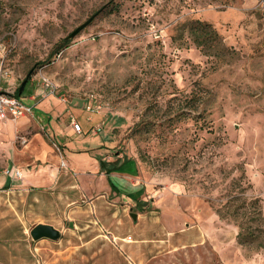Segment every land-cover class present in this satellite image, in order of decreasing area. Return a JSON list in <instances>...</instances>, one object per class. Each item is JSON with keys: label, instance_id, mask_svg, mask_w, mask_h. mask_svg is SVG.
Returning <instances> with one entry per match:
<instances>
[{"label": "rangeland", "instance_id": "obj_1", "mask_svg": "<svg viewBox=\"0 0 264 264\" xmlns=\"http://www.w3.org/2000/svg\"><path fill=\"white\" fill-rule=\"evenodd\" d=\"M0 43L3 89L50 117L0 119L6 264H264V0H0Z\"/></svg>", "mask_w": 264, "mask_h": 264}, {"label": "trees", "instance_id": "obj_2", "mask_svg": "<svg viewBox=\"0 0 264 264\" xmlns=\"http://www.w3.org/2000/svg\"><path fill=\"white\" fill-rule=\"evenodd\" d=\"M185 29L188 30L196 46L198 48H201L202 51L207 56L213 55L215 52H217L218 47L221 45V39L217 31L210 24L201 22V21H195V22L188 24V26H186ZM68 46H69L68 39H63L55 46V49L52 55L59 54L62 50H64L65 48H68ZM31 77H32V73H30L27 78V84L29 80L31 79ZM19 91L20 89L16 91L15 96L22 97L24 92L20 94ZM101 168L103 169L102 172H105L107 176H109L111 172L116 170L115 166L109 165L105 161H101ZM257 202H258L257 200L254 201V203H257ZM255 214L258 215V220H260L262 224L264 225V216H263L262 211L259 209L257 210ZM259 229L261 232L264 231L262 228H259ZM253 233L254 232H252V234ZM248 236L250 235L249 234H246V235L239 234L238 238L240 239L246 238V240H242V241L240 240V243H246L245 241H247Z\"/></svg>", "mask_w": 264, "mask_h": 264}, {"label": "built area", "instance_id": "obj_3", "mask_svg": "<svg viewBox=\"0 0 264 264\" xmlns=\"http://www.w3.org/2000/svg\"><path fill=\"white\" fill-rule=\"evenodd\" d=\"M3 44L0 43V119L1 120H16L20 117L33 116L34 105L27 103L21 97L15 96L13 93L5 91L2 87V83L8 78V73L4 69L5 57L2 56ZM44 86L51 89V93H54V86L46 79H44ZM94 107L89 106V111H95ZM100 108V107H98ZM77 133H81V127L74 124ZM6 175H14L21 177L22 173L19 170H7Z\"/></svg>", "mask_w": 264, "mask_h": 264}, {"label": "crops", "instance_id": "obj_4", "mask_svg": "<svg viewBox=\"0 0 264 264\" xmlns=\"http://www.w3.org/2000/svg\"><path fill=\"white\" fill-rule=\"evenodd\" d=\"M8 92V91H7ZM26 92V91H25ZM9 93H11V92H9ZM25 94V93H24ZM22 99H24L26 102H28V103H30V104H32V105H34V113H35V115L41 120V121H43L44 120V118H50L49 116H47L46 115V111L44 110V108H43V105H44V103H41V102H36V97L35 96H31V97H28V98H26V97H24V96H22L21 97ZM114 172V171H113ZM105 173V172H104ZM103 174V173H102ZM111 174H112V172L110 173V175L109 176H107L106 175V173H105V175H106V177H107V179H108V187H109V189H110V191L111 192H114V194L117 196V194L118 195H124V191L123 190H121L118 186H117V184L115 183V182H113L111 179H110V177H111ZM7 178H9L10 180H14V181H16V180H22V182L24 181V179H26L25 181H28V178L26 177V175H24L23 173H22V176L21 177H13L12 175H5ZM104 176V175H103ZM24 178V179H23ZM33 183H34V181H33ZM5 184V181L4 180H1L0 179V185H4ZM123 191V192H122ZM136 191H139L138 189L136 190ZM132 193V192H131ZM131 193H128L129 195L128 196H130V197H132V199H134L135 201H138V198L137 197H135V195H136V193H135V191L133 190V195H131ZM119 197V196H118ZM141 204H142V202H140ZM44 225H50V224H44ZM52 226V225H51ZM71 227H73V224L71 223V225H70ZM53 227V226H52ZM106 239H107V237H106ZM127 243H133V242H127ZM6 244H0V250H1V247L2 246H5ZM25 245V244H24ZM15 248L13 249V253H17V254H20L21 253V251L19 250L20 249V244H18V243H16L15 245ZM26 246V245H25ZM133 248L134 247H132V248H130L129 250H133ZM28 250V249H27ZM29 252V251H28ZM30 253V252H29ZM11 256V253H9V256H1L0 255V261H2L3 263H5L6 264V262H5V258H7V257H10ZM116 256H117V254H116ZM11 264H13V262H10ZM25 264H28V262L27 263H25ZM117 264H118V262H117ZM127 264V263H126Z\"/></svg>", "mask_w": 264, "mask_h": 264}, {"label": "water", "instance_id": "obj_5", "mask_svg": "<svg viewBox=\"0 0 264 264\" xmlns=\"http://www.w3.org/2000/svg\"><path fill=\"white\" fill-rule=\"evenodd\" d=\"M94 18L95 17H92L88 21L83 23L74 32H72L66 39L68 40L74 39L78 34H80V32H82L86 27H88L91 24ZM25 85H26V81L23 83V85L20 88V91H19L20 94L23 93V89ZM136 217H137L136 215L133 216L135 220H136ZM30 236L33 241H39L42 239H50V240L56 241L60 238L61 234L58 230H56L51 225L39 224L30 231Z\"/></svg>", "mask_w": 264, "mask_h": 264}]
</instances>
